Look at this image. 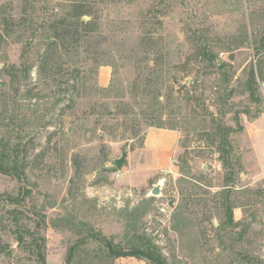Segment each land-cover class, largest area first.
<instances>
[{
	"label": "rangeland",
	"instance_id": "obj_1",
	"mask_svg": "<svg viewBox=\"0 0 264 264\" xmlns=\"http://www.w3.org/2000/svg\"><path fill=\"white\" fill-rule=\"evenodd\" d=\"M62 1L0 0V250L11 249L0 264H36L17 245L15 232L28 230L43 236L46 264H65L80 221L131 251L128 212L139 216L140 250L163 264H264V51L253 48L264 0L100 4L112 65L98 69V85L110 88L99 93L93 70L81 74L83 84L74 67L9 70L28 37L16 20L25 10L39 22L69 11ZM199 42L215 44L221 68L201 60ZM42 48L35 41L30 63ZM251 68L253 96L245 85ZM224 126L233 131L222 160ZM124 149L127 163L116 169Z\"/></svg>",
	"mask_w": 264,
	"mask_h": 264
},
{
	"label": "trees",
	"instance_id": "obj_2",
	"mask_svg": "<svg viewBox=\"0 0 264 264\" xmlns=\"http://www.w3.org/2000/svg\"><path fill=\"white\" fill-rule=\"evenodd\" d=\"M61 2V0H54ZM63 0L62 2L69 3L71 9L65 11L61 9L60 12L54 11L53 14L48 15L49 10L43 9V12L48 15L39 22L37 17L32 13V17L27 14L26 10L16 20V25L22 28V32L28 33L26 42L22 46L20 53V63L18 65H11L9 70H23V74L27 75L31 70H36L39 75H44L48 70H71L72 67L77 70L79 81L84 83V70H93V92H108L109 87H101L97 83V74L99 67L103 65H112L107 60L111 57L106 51L110 45L109 36L103 35L101 32L102 15L100 12V4L106 3L108 0ZM131 1V0H130ZM64 8V7H61ZM57 10V9H55ZM88 16L89 19L85 20L84 17ZM37 41L43 45L42 50L38 54L34 63L29 62V55L33 49V44ZM200 43V42H199ZM215 44L205 42L198 44L199 56L202 61L206 62L208 66L221 68L224 62L220 60L215 53ZM253 48L256 54L264 51V32L255 40ZM92 58V68H87V60ZM113 66L115 64L113 63ZM65 67V68H64ZM226 76V74H224ZM158 78L164 79V74L157 73ZM255 80L256 75L254 69L249 70L247 80L245 82L246 90L250 96L255 94ZM173 81V80H172ZM175 82V81H173ZM233 93V89L229 90V94ZM80 94V93H79ZM153 125V124H150ZM160 127V126H157ZM224 138L221 141L222 151L221 159H225V155L230 151L229 142L225 138L226 134L233 131L231 127H223ZM9 154H5L3 158H7ZM24 199L21 196L19 199L4 200L6 204H19ZM19 211L15 208L9 210V213H14V219L17 217ZM126 227L132 230V235L127 239V244L130 246L131 251H141V245H145L143 238L137 236V221L139 216L134 215L132 212L126 213ZM17 220V219H16ZM227 221L234 224V219L231 210L228 208ZM36 224L40 227L45 225V219L37 220ZM18 227L19 221H16ZM78 228L75 234L78 236L77 241L93 234L103 235L100 230H96L93 226L84 221L76 224ZM16 238L18 239L17 245L19 247L28 246L33 254V260L36 264H46L42 249H43V236L30 232L17 231ZM104 236V235H103ZM105 237V236H104ZM106 238V237H105ZM107 239V238H106ZM111 250L121 253V249L116 247V244L107 239ZM93 243L96 246L93 247ZM150 243V242H149ZM5 256L11 255L10 250H0ZM144 252V251H142ZM150 254L156 259L158 256L151 250L145 252ZM118 256L111 254L106 243L98 237H93L90 240L74 247L68 264H115ZM138 258H145L143 255H135ZM147 259V258H146ZM149 261V259H147ZM161 262V261H160ZM149 263H151L149 261ZM152 264V263H151Z\"/></svg>",
	"mask_w": 264,
	"mask_h": 264
},
{
	"label": "water",
	"instance_id": "obj_3",
	"mask_svg": "<svg viewBox=\"0 0 264 264\" xmlns=\"http://www.w3.org/2000/svg\"><path fill=\"white\" fill-rule=\"evenodd\" d=\"M127 150L124 149L122 150L121 152V155L114 159V166L116 169H120L124 164L127 163ZM161 193V184L160 182L155 184L151 190H150V194L153 195V196H156V195H159ZM169 205H172V202H169ZM93 237H98V238H101L107 245V249L108 251L111 253V254H114L116 256H135V255H143L145 258L153 261L154 263L156 264H163L162 262H160L158 259L154 258L153 256H151L150 254H147L145 252H142V251H124V252H121V253H117V252H114L111 250V247L107 241V239L103 236V235H100V234H93V235H88L78 241H76L75 243H73L69 250H68V253H67V256H66V259H65V264H68L69 263V258L71 256V253L74 249V247H76L77 245H80L88 240H90L91 238ZM7 251V250H6ZM45 264V263H43Z\"/></svg>",
	"mask_w": 264,
	"mask_h": 264
},
{
	"label": "crops",
	"instance_id": "obj_4",
	"mask_svg": "<svg viewBox=\"0 0 264 264\" xmlns=\"http://www.w3.org/2000/svg\"><path fill=\"white\" fill-rule=\"evenodd\" d=\"M100 82V80H99ZM105 86V84H102ZM169 137L172 136V134H168ZM154 139L153 138H148L147 139V142H152ZM161 146H159L160 148H163L165 150H168V148H170V144L168 143H165V142H161L159 143ZM159 183V182H157ZM156 183L153 184V186L155 185ZM152 186V187H153ZM115 264H151L149 263V261L146 259V258H138V257H135V256H118L116 258V261H115Z\"/></svg>",
	"mask_w": 264,
	"mask_h": 264
},
{
	"label": "built area",
	"instance_id": "obj_5",
	"mask_svg": "<svg viewBox=\"0 0 264 264\" xmlns=\"http://www.w3.org/2000/svg\"><path fill=\"white\" fill-rule=\"evenodd\" d=\"M118 175V174H117Z\"/></svg>",
	"mask_w": 264,
	"mask_h": 264
}]
</instances>
